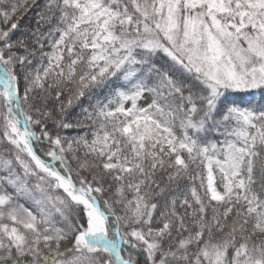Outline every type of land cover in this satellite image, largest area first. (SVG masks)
I'll return each instance as SVG.
<instances>
[{"label": "snow or ice", "instance_id": "6c2138e0", "mask_svg": "<svg viewBox=\"0 0 264 264\" xmlns=\"http://www.w3.org/2000/svg\"><path fill=\"white\" fill-rule=\"evenodd\" d=\"M0 264H264V0H0Z\"/></svg>", "mask_w": 264, "mask_h": 264}]
</instances>
